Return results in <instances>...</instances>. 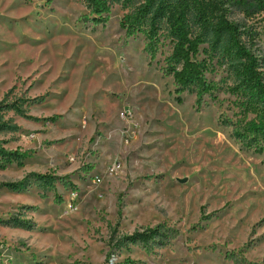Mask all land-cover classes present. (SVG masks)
Segmentation results:
<instances>
[{"label": "rangeland", "instance_id": "rangeland-1", "mask_svg": "<svg viewBox=\"0 0 264 264\" xmlns=\"http://www.w3.org/2000/svg\"><path fill=\"white\" fill-rule=\"evenodd\" d=\"M135 6L114 2L94 25L85 0H0V101L27 99V115L6 111L19 129L0 141L30 153L0 167V185L26 183L0 186V264H264V152L234 134L254 113L230 89L233 62L203 44L196 58L214 88L199 106L187 86L179 102L167 26L153 58L149 25L120 26ZM161 222L178 230L165 247L117 246Z\"/></svg>", "mask_w": 264, "mask_h": 264}, {"label": "trees", "instance_id": "trees-1", "mask_svg": "<svg viewBox=\"0 0 264 264\" xmlns=\"http://www.w3.org/2000/svg\"><path fill=\"white\" fill-rule=\"evenodd\" d=\"M119 0H85L89 9L88 20L94 25L105 24L109 20L110 9ZM128 4L135 2V8L120 20V26L131 35L145 30L148 37L147 47L151 58L155 55V46L159 29L166 25L172 37L173 48L167 57L166 71L172 75L177 100L187 86L197 87V105H201L203 96L214 86L205 78L204 61L197 60L200 47L210 43L213 49L221 48L223 54L233 62L237 81L230 88L233 93L243 97L244 110L254 113V117L243 124L233 127L236 138L252 147L256 153L264 152V71L259 57L254 51L258 17L264 11V0H121ZM236 15L240 16L236 18ZM43 100L32 99V101ZM0 101V133L13 132L19 126L11 118H6L7 110L27 115L24 103L26 98H17L7 102ZM31 117V116H30ZM56 117H52L54 120ZM29 152L10 150L0 141V167L5 163L21 161ZM51 180L53 178L50 177ZM25 181L7 182L13 190L21 189ZM9 223L23 225L17 218ZM26 227H32L24 223ZM178 230L166 222L158 223L142 230L134 231L117 240V246L128 248L131 244L140 246L146 253L156 247H165L176 238ZM235 264H261L249 261L242 254H232ZM111 252L108 254V263ZM126 262L135 263L131 258Z\"/></svg>", "mask_w": 264, "mask_h": 264}]
</instances>
